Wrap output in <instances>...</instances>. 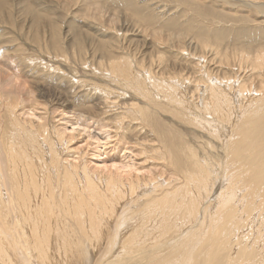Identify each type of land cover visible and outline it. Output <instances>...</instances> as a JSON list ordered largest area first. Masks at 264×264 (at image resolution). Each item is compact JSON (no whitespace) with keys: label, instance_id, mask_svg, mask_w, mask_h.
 Wrapping results in <instances>:
<instances>
[{"label":"bare ground","instance_id":"6f19581e","mask_svg":"<svg viewBox=\"0 0 264 264\" xmlns=\"http://www.w3.org/2000/svg\"><path fill=\"white\" fill-rule=\"evenodd\" d=\"M244 3L264 16V0ZM200 50L206 64L189 66L200 78L195 80L196 99L191 104L178 96L177 80L160 77L163 72L153 75L146 69L141 76L128 62L116 61L109 69L115 80H128L149 102L165 105L163 111L169 104L175 106L209 136L206 145L211 150L220 147L226 157L224 166L222 161L200 160L182 143L180 157L172 160V178L145 181L144 176H135L131 181L127 166L113 153L115 145L107 154L109 164L103 165L107 174L101 169L107 176L100 186L84 166L61 155L65 145L61 133L54 132L53 138L45 123L35 127L29 119L23 122L17 114L18 99H3L0 264H74L79 260L83 264H209L214 254L222 253L221 264L231 260L264 264V48L252 53L240 49L223 53L215 47ZM250 60L259 68L258 84L253 82L255 71L247 75L253 69ZM149 75L155 80H149ZM98 108L100 117L118 110L113 121L116 129L132 130V139L143 132V124L134 123L145 121L146 109L109 99ZM157 134V144L167 140L164 133ZM205 142L200 146L205 147ZM79 171L83 176L78 177ZM169 230H173L170 236Z\"/></svg>","mask_w":264,"mask_h":264},{"label":"rangeland","instance_id":"374dc122","mask_svg":"<svg viewBox=\"0 0 264 264\" xmlns=\"http://www.w3.org/2000/svg\"><path fill=\"white\" fill-rule=\"evenodd\" d=\"M201 44H206L205 48H200ZM207 47L223 53L235 49L252 53L264 48L262 12L244 0H0V115L4 113L3 99H18L19 118L23 122L29 119L35 127L45 123L53 138L54 132L61 133L65 143L61 155L84 166L100 186L107 176L103 168L110 161L107 154L115 145L113 153L127 166L131 181L135 176H144L145 181L168 178L182 143L200 160L222 161L224 166L226 157L220 147L211 150L206 145L209 136L191 125L175 106L169 104L163 111L165 105L149 102L128 80H115L109 69L116 61L128 62L141 76L146 69L153 75L163 72L160 77L177 80L178 96L191 104L200 78L189 66L206 64L200 49ZM204 55L210 54L206 51ZM249 63L253 69L247 75L255 71L253 82L258 84L259 68L253 61ZM138 81L143 88V82ZM67 83L77 85L69 88ZM102 98L146 109L145 121L134 123L144 126L136 140L131 138L132 130L122 133L116 129L113 121L118 110L98 115V107L105 102ZM157 133H164L167 140L157 144ZM201 140L206 141L205 147L200 146ZM169 231L170 236L173 230ZM261 234L264 240V231ZM219 255L214 254V262L209 264L225 261L224 253ZM232 261L230 264L235 263Z\"/></svg>","mask_w":264,"mask_h":264}]
</instances>
